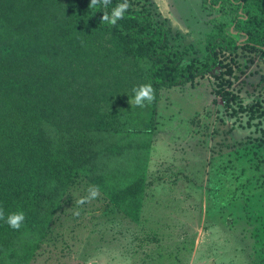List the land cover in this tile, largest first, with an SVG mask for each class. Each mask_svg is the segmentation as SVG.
Here are the masks:
<instances>
[{
	"label": "rangeland",
	"instance_id": "374dc122",
	"mask_svg": "<svg viewBox=\"0 0 264 264\" xmlns=\"http://www.w3.org/2000/svg\"><path fill=\"white\" fill-rule=\"evenodd\" d=\"M135 1L167 29L168 46L184 63L205 59L216 14L202 0ZM57 2L63 5L54 0L46 9L48 24L40 18L30 28L42 46L21 67L32 94L70 123L131 104L132 89L144 84L141 66L105 56L106 42L90 47L57 33ZM227 61L232 74L219 67L159 91L139 221L100 191L78 204L94 188L78 178L30 264H264V52L240 50ZM222 90L235 101L224 103Z\"/></svg>",
	"mask_w": 264,
	"mask_h": 264
},
{
	"label": "trees",
	"instance_id": "16d2710c",
	"mask_svg": "<svg viewBox=\"0 0 264 264\" xmlns=\"http://www.w3.org/2000/svg\"><path fill=\"white\" fill-rule=\"evenodd\" d=\"M52 1L0 0V209L5 219L15 212L25 216L19 230L0 220V264H30L78 178L137 223L159 91L192 83L219 67L232 74L227 60L240 50L264 52V0H202L216 16L205 37V59L188 63L168 46L167 29L155 24L139 1L128 0L130 8L115 25L101 20L103 12L123 0H111L107 9L90 8V0L57 2L61 17L52 29L90 47L106 42L105 56L139 64L142 83L151 84L156 97L143 108L124 102L92 113L86 122L70 123L63 113H47V100L36 99L32 83L22 77L25 59L42 52L40 37L30 28L40 18L52 20L45 14ZM17 9L24 13L16 15ZM221 95L226 104L237 98L224 90Z\"/></svg>",
	"mask_w": 264,
	"mask_h": 264
},
{
	"label": "clouds",
	"instance_id": "9594fccd",
	"mask_svg": "<svg viewBox=\"0 0 264 264\" xmlns=\"http://www.w3.org/2000/svg\"><path fill=\"white\" fill-rule=\"evenodd\" d=\"M111 3V0H90L89 7L97 9H107L108 5ZM128 0H123L122 3L117 4L109 13L108 11L103 12L102 21L109 25H115L118 20L124 18L125 12L130 8ZM133 99L131 104L143 108L146 104H151L155 100V92L151 84H142L136 88L132 89ZM98 188H90L89 196L82 198L77 201L78 204H84L91 199H95L98 196ZM75 215H79V212H76ZM25 219L23 212H15L8 214L5 219V213L3 209H0V220H5L10 228L13 230H19L23 221Z\"/></svg>",
	"mask_w": 264,
	"mask_h": 264
}]
</instances>
